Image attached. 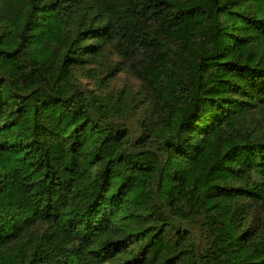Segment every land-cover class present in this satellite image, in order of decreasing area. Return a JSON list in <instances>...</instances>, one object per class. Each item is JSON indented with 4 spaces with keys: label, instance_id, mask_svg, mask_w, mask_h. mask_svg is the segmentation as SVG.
<instances>
[{
    "label": "trees",
    "instance_id": "1",
    "mask_svg": "<svg viewBox=\"0 0 264 264\" xmlns=\"http://www.w3.org/2000/svg\"><path fill=\"white\" fill-rule=\"evenodd\" d=\"M0 264H264V0H0Z\"/></svg>",
    "mask_w": 264,
    "mask_h": 264
},
{
    "label": "rangeland",
    "instance_id": "2",
    "mask_svg": "<svg viewBox=\"0 0 264 264\" xmlns=\"http://www.w3.org/2000/svg\"><path fill=\"white\" fill-rule=\"evenodd\" d=\"M87 83L92 87L95 85V83L93 81H90ZM111 84H112V86H114L116 91H119V90H121L127 86H130V85H134V86L136 85L134 80L125 73H120L118 75L117 79H115V81H113Z\"/></svg>",
    "mask_w": 264,
    "mask_h": 264
}]
</instances>
